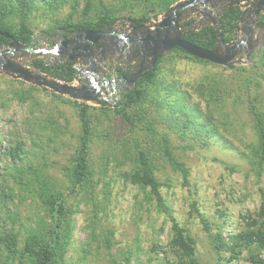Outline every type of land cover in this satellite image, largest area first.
Segmentation results:
<instances>
[{"label": "trees", "instance_id": "trees-1", "mask_svg": "<svg viewBox=\"0 0 264 264\" xmlns=\"http://www.w3.org/2000/svg\"><path fill=\"white\" fill-rule=\"evenodd\" d=\"M95 1L0 0V32H7L26 45H40L42 39L52 44L59 34L67 36L68 32L77 28L103 29L115 25L124 17L131 20L133 27L139 26L156 19L179 0H143L132 8L133 11L138 10L139 14H124L122 7L103 4L100 12L92 15ZM82 2L84 5L80 9ZM66 4L72 10L66 18L54 19L40 33L35 32L31 17L39 5L55 13ZM242 13V8L235 5L227 8L218 19L225 43L234 39ZM260 24H264V15ZM184 39L209 50L218 41V36L210 24L187 33ZM10 41L9 37L0 34V47L7 46ZM178 57L215 65L180 47H174L159 58L151 72L137 80L133 89L119 90L115 92L117 95L110 97L109 102L100 105L51 92L55 105L51 102L44 107L37 92L46 87L40 88L19 78H8L9 86L0 89V98L6 95L26 105L27 113L23 120L24 133L19 135L13 132L8 137V149L4 151V155L10 159L7 168L9 179L6 178V182L11 187L6 186V191H0V264H68L67 255L73 243L75 214L78 211L70 198L90 209L84 251L103 250L108 264H200L196 239L173 215L162 194L158 173L169 167L180 174L184 182L190 176L189 167L172 143L173 132L183 141L208 142L219 139L231 145L224 137L230 133V127L220 120L227 113L220 116L215 113L226 110L228 103L235 106L244 93L250 96V80L254 70L251 68L252 72L248 71L236 63L218 65L221 69H229L240 82L235 86L230 79L208 73L204 82L193 86L194 91L204 99V108L188 88L181 87L178 79L168 78L166 71ZM259 59H264V48ZM27 65L64 82L82 80L73 62L61 61L56 55L31 57ZM4 77L0 75V78ZM59 103L74 108L78 131L72 133L73 139L67 135L70 120L58 106ZM247 107L255 136L247 145V151L241 154L262 169L264 109L257 98L249 100ZM103 119H117L127 131L119 140L121 147H116L118 155L114 148L108 150L110 153L103 154L97 168L92 148L101 138L99 132ZM53 145L71 148L60 166L61 176L51 173L44 161V151ZM38 154L42 156L40 160L37 159ZM112 158L117 166H121V178L139 190L135 196L136 203L153 207L158 215H163L171 223L168 242H153V255L145 257V260L142 247H119L114 240L115 231L103 227L99 221L100 209L106 205L105 200L110 195L107 190L109 183L105 179ZM26 200L34 203L39 212L24 221L18 217L17 203ZM191 209L198 212L196 201L191 203ZM243 219V227L229 233L228 239L223 236L222 229L218 230L213 237V248L219 256L228 252L230 259H238L245 253L247 264H264V203L256 214L247 213ZM201 221L205 230L209 231L208 223L202 216Z\"/></svg>", "mask_w": 264, "mask_h": 264}, {"label": "rangeland", "instance_id": "rangeland-1", "mask_svg": "<svg viewBox=\"0 0 264 264\" xmlns=\"http://www.w3.org/2000/svg\"><path fill=\"white\" fill-rule=\"evenodd\" d=\"M142 1L96 0L92 15L98 14L103 4L122 7L124 14L131 12L139 14L138 10L133 11L132 8ZM83 5L82 2L79 8L82 9ZM227 5L226 2H220L218 6L212 8V13L222 15L227 9ZM240 7L244 11V15L238 23L239 29L232 40L242 42L236 64L246 67L251 72V68H253L254 72H252L250 80V96L244 93L242 99L235 106L228 103L226 108L228 112L224 110L215 113L216 116L227 113L220 120L225 126L230 127V129L228 128L230 133L224 137L231 145L224 144L219 139H211L208 142L183 141L177 133L173 132L171 134L172 143L176 147V152L189 167L190 176L184 182L181 175L173 172L169 167L158 173L162 182V194L170 205L173 215L178 222L188 228L190 234L196 239L200 264H247L245 253L238 259H230L228 252L223 253V256H219L213 248V237L218 230L222 229L223 236L228 239L229 233L238 231L243 227L245 222L243 217L247 213L256 214L264 203V168L261 169L257 165L251 164L241 154V152L247 151V145L255 136L252 119L247 107L249 100L257 98L260 107L264 109V59H259L264 48V33L251 18L246 16L248 12L257 18L256 6L243 3ZM71 11L69 4L64 5L55 13L45 10L44 7L39 5L31 17L32 27L36 33H40L51 25L54 19L63 20ZM262 14L264 15V9L260 15ZM206 22H210V20L200 12L195 11L182 23V26L194 23L197 25L198 29L196 31H198L204 27ZM115 27L127 32H130L133 28L131 20L127 17L118 20ZM40 43V45H51L46 39H42ZM99 56L100 60L102 59L107 63V66H112V70L128 64L133 65V62H129L125 56L122 57L119 53L107 52L103 54L99 50ZM51 58L53 59V57ZM18 60L27 64L29 58L20 56ZM100 60L98 59L97 62L99 63ZM216 65L178 57L166 72L168 78L178 79L181 87L188 88L194 94L196 100L201 101L202 106L206 108L204 99L198 92L194 91L193 86L204 82L203 79L208 73H217L227 80L230 79L232 83H235V86L240 82V79L236 78L229 69H221ZM78 66L82 67L81 64ZM103 74H106V77L108 75L101 64L100 77ZM0 75L5 76L0 78V89H6L9 86L8 78L13 77L5 73H0ZM85 75L87 76L88 73ZM242 80L243 77L241 82ZM75 84L80 85L79 80L75 81ZM10 85L12 84L10 83ZM51 92L53 91L49 88H41V91L37 92V96L41 98L44 107L51 104V102L55 105ZM89 103L98 105L96 102ZM58 106L70 120V129L67 135L73 139L74 137H71L72 133L78 131L74 108L63 103H59ZM26 113V105H21L6 95L0 98V191H6V186L11 187L6 182V178L9 179L7 168L10 159L4 155V151L8 149V137L13 132H18L19 135L24 133L23 120ZM100 125L99 134L101 138L96 140L92 148V157L96 160L97 168L100 167V159L103 154L110 153L108 150L112 151L114 148L118 155L116 147H121L119 140L122 138V134L127 131L125 126L117 119H103ZM225 126H223V129ZM104 137L107 139H104ZM70 151V147H59L57 145H53L44 151V161L48 164L51 173L61 176L60 166L65 162ZM40 157H42L41 154H38L37 159L40 160ZM119 169H121V166H117L112 158L105 179L109 183L107 190L110 191V195L105 200L106 205L104 204L100 209L99 221L103 227L115 231L114 240L119 247H142L145 251L142 254L145 260V257L153 255L151 249L153 242L157 240H160L163 244L168 242L171 236V223L163 215H158L153 207H143L136 203L135 196L139 190L136 186L125 182L121 178ZM100 187L102 188V185ZM71 199L70 201L78 211L75 214L76 228L73 243L67 255L68 264H108L103 250L97 252L92 250L89 253L84 251V241L88 237L87 224L90 209L82 202L78 203L77 200ZM193 201L197 202L198 212L191 209ZM17 211L18 217L24 221L33 217L34 213L39 212L36 205L30 200L17 203ZM200 215L208 223L209 231L205 230Z\"/></svg>", "mask_w": 264, "mask_h": 264}, {"label": "water", "instance_id": "water-1", "mask_svg": "<svg viewBox=\"0 0 264 264\" xmlns=\"http://www.w3.org/2000/svg\"><path fill=\"white\" fill-rule=\"evenodd\" d=\"M220 2H226L227 8L240 6L243 3L254 5L258 16L264 9V0H179L156 19H150L133 27L130 32L118 29L115 27L116 23L103 29L77 28L71 31L69 37L62 36L59 41L51 45H26L9 33L0 32L11 39L7 46L0 47V73L25 80L39 87L49 88L73 100L96 102L100 105L103 102H109L110 97L115 94L117 88L114 87L119 79L107 78L106 74L100 77V66L93 60L95 51L98 49L103 54L119 53L129 62H133V72L122 79L128 84L127 90L133 89L137 80L151 72L159 58L174 47H180L195 57L217 65L228 66L230 63L238 62L237 56L240 53L242 42H224L218 24L221 15L212 13V8L218 6ZM195 11L210 20L204 26L211 24L217 31L218 41L209 50L184 39L187 33L198 29L194 23L182 26V23ZM243 15L244 11L241 18ZM53 55L59 56L61 61L74 63L82 76V80L79 81L80 85H76L75 81L58 80L18 60L20 56L30 59ZM79 64L82 67L78 66ZM86 73H88L87 76ZM110 84L114 88L112 91L108 88Z\"/></svg>", "mask_w": 264, "mask_h": 264}, {"label": "flooded vegetation", "instance_id": "flooded-vegetation-1", "mask_svg": "<svg viewBox=\"0 0 264 264\" xmlns=\"http://www.w3.org/2000/svg\"><path fill=\"white\" fill-rule=\"evenodd\" d=\"M246 16H247V18L249 17V18H251L252 19V21H254L255 22V24L257 25V27H259L261 30H262V32L264 33V24H260V19H261V16H263V14L262 15H260V16H257V18H255V15L253 16V15H250L248 12L246 13ZM71 33V31L70 32H68V35L66 36V37H69V34ZM61 36H63L62 34H59L56 38H57V41H59L62 37ZM56 41V42H57ZM98 59L100 60V56H99V49L98 50H96L95 51V55H94V58H93V60H94V62H97L98 61ZM97 64L101 67V64L103 65V68L107 71V73H108V75H107V77L108 78H112V77H114V78H117V79H119V81L118 82H116V84H115V86L116 87H114V88H117V90H116V92H118L119 90H122V89H127V87H128V84L126 83V82H124V81H122V79H124L126 76H128V75H130L132 72H133V70H134V65H126V66H123V67H117L116 69H113L112 70V66H110V65H108L107 66V63H105V61H103L102 59L99 61V63L97 62ZM108 88H110V91H112L114 88L112 87V84H110L109 86H108ZM118 93H115V95H117Z\"/></svg>", "mask_w": 264, "mask_h": 264}]
</instances>
